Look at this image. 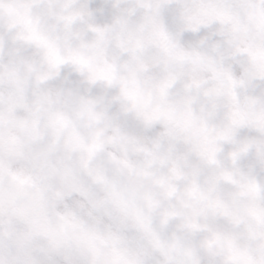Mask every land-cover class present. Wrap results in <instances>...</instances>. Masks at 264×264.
I'll return each instance as SVG.
<instances>
[{"label":"clouds","instance_id":"obj_1","mask_svg":"<svg viewBox=\"0 0 264 264\" xmlns=\"http://www.w3.org/2000/svg\"><path fill=\"white\" fill-rule=\"evenodd\" d=\"M0 264H264V0H0Z\"/></svg>","mask_w":264,"mask_h":264}]
</instances>
